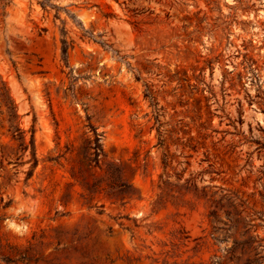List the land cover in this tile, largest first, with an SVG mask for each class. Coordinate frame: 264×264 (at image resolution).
<instances>
[{"label": "rangeland", "instance_id": "rangeland-1", "mask_svg": "<svg viewBox=\"0 0 264 264\" xmlns=\"http://www.w3.org/2000/svg\"><path fill=\"white\" fill-rule=\"evenodd\" d=\"M50 3L0 5V91L38 158L0 96V264H264V0Z\"/></svg>", "mask_w": 264, "mask_h": 264}, {"label": "trees", "instance_id": "trees-1", "mask_svg": "<svg viewBox=\"0 0 264 264\" xmlns=\"http://www.w3.org/2000/svg\"><path fill=\"white\" fill-rule=\"evenodd\" d=\"M1 7L7 5V0H0ZM38 2L43 6L45 10H48V7L54 8L55 6L50 3V0H38ZM62 49H61V57L64 65L69 68V76L71 78V89L74 85V80L76 77L74 76V68L70 67L69 65V51L73 48V44L75 41L73 39H69L67 35V30L64 28L62 30ZM106 44V43H105ZM107 45V44H106ZM108 46V45H107ZM110 46V45H109ZM0 96L2 100V105L5 107L1 112L5 116V122L8 127V131L12 137V139L17 144V155L19 157L25 155L29 150L31 153V158L29 161L32 162L30 170L28 171V175H31L34 168L38 164V158L36 153V144H35V126L32 129V134L30 139L27 138V131L21 127V115L19 114L18 104L16 103L15 98L12 96L11 89L7 85L5 81L2 82V88L0 91ZM146 98H149L151 104L157 107V98L154 96L152 90L149 88L145 93ZM94 132V141L92 146H89V149L85 151V158L90 162H95L99 164L102 157L105 156L104 149L102 145V135L103 133H99L93 125H89ZM93 150L92 153H88V150ZM18 157V158H19ZM110 181L112 187L114 186H121L123 188H127L128 186L126 183L122 182L120 171L117 168H113L110 166ZM0 201H2V197L0 196Z\"/></svg>", "mask_w": 264, "mask_h": 264}]
</instances>
